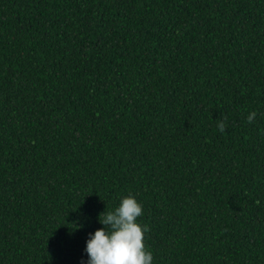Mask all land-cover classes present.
I'll use <instances>...</instances> for the list:
<instances>
[{
    "label": "trees",
    "instance_id": "obj_1",
    "mask_svg": "<svg viewBox=\"0 0 264 264\" xmlns=\"http://www.w3.org/2000/svg\"><path fill=\"white\" fill-rule=\"evenodd\" d=\"M128 195L154 264H264V0H0V264Z\"/></svg>",
    "mask_w": 264,
    "mask_h": 264
},
{
    "label": "clouds",
    "instance_id": "obj_2",
    "mask_svg": "<svg viewBox=\"0 0 264 264\" xmlns=\"http://www.w3.org/2000/svg\"><path fill=\"white\" fill-rule=\"evenodd\" d=\"M257 115L249 112L247 121L253 122ZM217 127L225 131L224 123ZM142 216L143 206L132 195L120 198L114 210H105L98 217L102 227L89 233L86 240L84 264H154L153 253L144 244L148 228L138 222Z\"/></svg>",
    "mask_w": 264,
    "mask_h": 264
}]
</instances>
